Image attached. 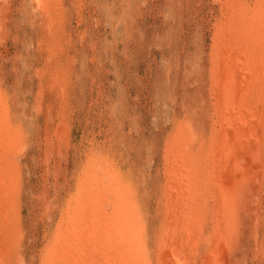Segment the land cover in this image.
I'll list each match as a JSON object with an SVG mask.
<instances>
[{
  "label": "rangeland",
  "instance_id": "rangeland-1",
  "mask_svg": "<svg viewBox=\"0 0 264 264\" xmlns=\"http://www.w3.org/2000/svg\"><path fill=\"white\" fill-rule=\"evenodd\" d=\"M45 2V8L35 0L0 2V95L24 142L12 160L19 169L16 226L21 236L16 233L8 252L11 264H41L46 235L60 216L56 203L74 193L76 177L95 150L107 154L109 165L124 176L136 178L134 192L150 216L152 235L165 184L166 139L181 123L204 122L213 101L212 35L233 1ZM242 2L248 24L262 26L264 0ZM254 33L264 35L261 29ZM261 159L264 166V147ZM256 192L257 204L250 203L251 194V201L244 200L249 206L237 199V213H243L219 255L226 258L222 264H264V185ZM212 242L198 247L197 259L211 256ZM174 255L171 262L179 264L183 257Z\"/></svg>",
  "mask_w": 264,
  "mask_h": 264
},
{
  "label": "bare ground",
  "instance_id": "bare-ground-1",
  "mask_svg": "<svg viewBox=\"0 0 264 264\" xmlns=\"http://www.w3.org/2000/svg\"><path fill=\"white\" fill-rule=\"evenodd\" d=\"M35 1L47 7L45 0ZM232 1L212 35L209 85L213 101L204 122L198 121L195 127L183 122L166 139V173L163 170L161 177L165 184L161 199L158 196L155 228L149 229L152 235L146 222L150 216H145L141 210L145 205L134 192L133 175L124 176L109 165V156L101 150L91 151L81 177H76L80 179L74 193L60 203L55 201L60 216L46 235L41 264H174V254L183 257L179 264H222L226 259L219 255L237 229V199L248 205H244L245 197L251 201L248 194L256 196L264 185V35L253 36L254 30L264 31V14L259 18L262 26L249 23L250 27L242 0ZM230 60L236 62L231 65ZM6 101L0 95V264H11L8 252L16 244L19 169L12 160L24 143L19 130L12 127ZM253 201L258 203L255 197ZM206 232L211 236L206 237ZM208 239L216 240L210 244L212 254L199 260L196 251Z\"/></svg>",
  "mask_w": 264,
  "mask_h": 264
}]
</instances>
